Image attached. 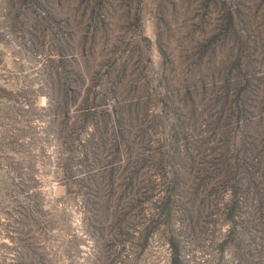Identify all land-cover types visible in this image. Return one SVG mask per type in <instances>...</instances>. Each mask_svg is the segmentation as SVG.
I'll return each instance as SVG.
<instances>
[{"label":"rangeland","instance_id":"obj_1","mask_svg":"<svg viewBox=\"0 0 264 264\" xmlns=\"http://www.w3.org/2000/svg\"><path fill=\"white\" fill-rule=\"evenodd\" d=\"M0 264H264V0H0Z\"/></svg>","mask_w":264,"mask_h":264},{"label":"trees","instance_id":"obj_2","mask_svg":"<svg viewBox=\"0 0 264 264\" xmlns=\"http://www.w3.org/2000/svg\"><path fill=\"white\" fill-rule=\"evenodd\" d=\"M6 96H4V98H6L7 100L10 101H17V96L13 95L12 93L9 94H5ZM79 95V93L74 92L73 94V98L77 97ZM74 105L75 102H74ZM50 108V107H49ZM92 115H94V111H92V109L89 107L88 101L87 100H83L79 106H75L74 108V112H73V116L77 119V118H82V119H88L89 117H91ZM58 117H56L57 119ZM72 118V116L70 115V113L67 111L64 115L63 118V122L64 124L69 121V119ZM16 130H15V139L10 143V145L13 147L14 145H18L19 144V139L22 137L23 135V130L20 126H16ZM94 134V133H93ZM92 134V135H93ZM119 136L121 135V132H118ZM89 142L91 143L92 141L89 140ZM119 155V151L118 149L116 150V158H114V160L111 161V164H109L110 166V170H114V168L116 167H120V165L116 162V160H118L119 158H117ZM114 164H116L117 166H114ZM28 212H25L24 216L22 218H15L13 220V224L15 225V229L17 231L20 232V234L24 235V239L26 238V236H29L32 240L37 241V238H39V236L37 237L35 233L31 232L33 230V227H31V223L35 222L34 219V214L33 212L30 211L29 208ZM35 244V243H34ZM37 246H35L34 248H32L34 252H38V250L41 248L40 244H35Z\"/></svg>","mask_w":264,"mask_h":264}]
</instances>
